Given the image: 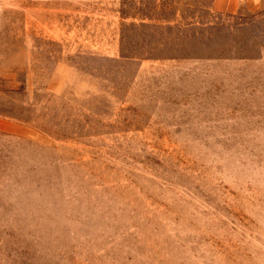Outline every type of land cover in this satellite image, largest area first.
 <instances>
[{
  "label": "rangeland",
  "instance_id": "rangeland-1",
  "mask_svg": "<svg viewBox=\"0 0 264 264\" xmlns=\"http://www.w3.org/2000/svg\"><path fill=\"white\" fill-rule=\"evenodd\" d=\"M0 0V264H264V9Z\"/></svg>",
  "mask_w": 264,
  "mask_h": 264
},
{
  "label": "crops",
  "instance_id": "crops-1",
  "mask_svg": "<svg viewBox=\"0 0 264 264\" xmlns=\"http://www.w3.org/2000/svg\"><path fill=\"white\" fill-rule=\"evenodd\" d=\"M246 5L250 12L264 9V0H206L203 8L210 12L237 13Z\"/></svg>",
  "mask_w": 264,
  "mask_h": 264
}]
</instances>
